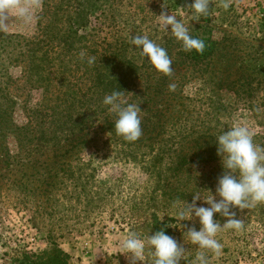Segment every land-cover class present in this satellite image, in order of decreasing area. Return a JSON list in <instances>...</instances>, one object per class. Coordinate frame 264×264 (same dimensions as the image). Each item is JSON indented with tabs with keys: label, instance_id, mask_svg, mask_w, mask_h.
Returning a JSON list of instances; mask_svg holds the SVG:
<instances>
[{
	"label": "rangeland",
	"instance_id": "1",
	"mask_svg": "<svg viewBox=\"0 0 264 264\" xmlns=\"http://www.w3.org/2000/svg\"><path fill=\"white\" fill-rule=\"evenodd\" d=\"M88 1L91 0H39L40 7L32 9L30 23L21 20L15 8L0 10V68L13 78L9 92L18 102L15 120L19 124L30 121L49 127L53 122L47 115L54 110L58 96H62L57 78L62 65L54 61V66H44L45 70H40L36 76L30 70L32 55L29 50L36 48L41 40H49L45 30L50 23L65 30L68 16L72 14L73 17L79 9L78 4ZM97 1L99 10L91 14L90 26L80 31L82 35L85 32L84 44L87 46L92 44L94 25L99 20L97 15L103 16L101 31L96 34L99 41L103 37L112 40L113 36L121 35L120 31L125 30L123 36L146 35L159 44L171 35V28L169 26L165 32L157 16L162 11L176 13L181 11L179 7L191 3V0ZM31 2L19 0L21 5ZM224 2L211 0V14L207 18L189 21L192 17H185L190 24V33L197 26L208 27L211 32L202 33L204 36L220 39L225 33L264 47V0H229L228 9L222 6ZM55 13L57 16L53 17ZM101 13L105 15L101 16ZM130 17L131 26L123 24ZM54 20L57 22L52 23ZM8 36L19 38L18 47L22 53L13 65L9 64L10 57L2 49L5 45L3 39ZM56 46L52 45L54 51ZM239 47L244 46L240 44ZM84 50L81 58H85ZM38 57H41L40 51ZM65 60L73 61L68 71L70 84L83 85V72H76L74 67L75 54ZM39 78H47L46 84L41 85ZM194 88L188 86L185 93L194 97ZM225 99L234 108L228 119H223L226 131L234 125H246L253 134L254 143L264 148V96L254 105V110L243 106L232 94H226ZM193 106L198 108L199 103ZM105 142V136L95 135L82 155L84 165L76 171L74 178L83 184V188H73V184L68 182L67 190L55 192L49 202L45 201L47 196L44 195L39 204L37 201L34 204L22 201L17 191L8 189L6 180L1 182L0 264H25V253L41 254L51 244L68 255L69 264H132L131 254L125 253L121 246L126 235L136 232L146 238L165 228L166 224H169L166 234L187 249L181 264H193L202 250L187 238L184 233L187 228L181 227L176 212L185 201L191 202L194 192H199L202 198L210 196V191L215 195L218 177L223 174L221 163L213 169H194L190 178L187 173L173 177L167 168V159L159 169L151 171L150 159L129 161L116 153L114 147L106 146ZM194 168H199V165ZM206 173L209 174L202 176ZM197 204L209 206L203 200ZM233 211L244 226L239 231L226 229L218 233L222 251L219 256L207 253L210 264H264V203ZM214 218L221 224L226 219L219 214H215ZM181 223L197 229L200 227L198 218ZM145 261H137L136 264H152L151 249L147 247Z\"/></svg>",
	"mask_w": 264,
	"mask_h": 264
},
{
	"label": "trees",
	"instance_id": "2",
	"mask_svg": "<svg viewBox=\"0 0 264 264\" xmlns=\"http://www.w3.org/2000/svg\"><path fill=\"white\" fill-rule=\"evenodd\" d=\"M97 3L78 4L73 17L68 16L65 30L50 23L45 30L49 40H41L29 50L30 70L36 76L44 66H54V61L62 65L57 76L62 96L47 115L53 119L49 127L15 120L18 102L9 92L13 78L0 68V191L1 182L6 180L8 189L17 191L20 199L30 204H39L42 195L47 196L46 202L51 201L55 192L67 190L68 182L73 188H83L74 177L82 169V155L95 135L105 136V145L114 147L122 158L134 162L150 159L151 171L167 159L173 177L187 173L190 178L194 169L217 168L221 163L217 137L226 131L223 119L234 110L225 95L232 94L248 109L264 96V47L225 33L220 39L207 37L203 34H209V28L197 26L190 34L204 41L202 54L185 51L172 35L159 43L173 61V73L166 76L141 56L131 42L132 35L123 36L125 30L112 40L103 37L99 41L96 34L101 31L104 13L96 17L92 44H84L85 32L82 35L80 31L90 26L91 14L99 10ZM131 23V17L123 22ZM3 40V52L13 65L22 55L19 38ZM53 44L58 45L55 51ZM82 49L85 58H81ZM72 54L76 72H83V85L70 84L68 71L73 61L65 58ZM92 57L95 62L89 64ZM46 81L39 78L41 85ZM170 85H175L174 89ZM190 85L195 87L194 97L185 93ZM113 91L123 92L128 103L140 104L142 135L135 142L116 134V116L103 104L104 97ZM196 102L198 108L193 106ZM66 107L70 110L65 111ZM24 257L25 264H69L68 255L55 244L41 254L25 253Z\"/></svg>",
	"mask_w": 264,
	"mask_h": 264
},
{
	"label": "clouds",
	"instance_id": "3",
	"mask_svg": "<svg viewBox=\"0 0 264 264\" xmlns=\"http://www.w3.org/2000/svg\"><path fill=\"white\" fill-rule=\"evenodd\" d=\"M211 0H191L181 11L170 14L162 11L158 23L166 32L171 28V35L183 45L185 51L195 50L203 53L205 43L203 40L190 34L189 21L207 18L211 14ZM224 9L230 7L229 0L222 5ZM40 7L39 0L21 5L19 0H0V10L15 8L21 20L30 23L33 19L32 9ZM191 16L192 20L185 21ZM179 17V19H178ZM132 44L140 49L142 57H146L154 68L166 76L173 73V61L165 48L146 35L132 37ZM95 58H89L88 63L93 64ZM174 89L175 85H170ZM103 104L116 116V134L126 141L135 142L142 135L140 104L128 103L121 91H113L103 99ZM217 155L221 158L223 174L218 177L215 195L202 198L199 192H194L191 202L185 201L176 212V216L190 242L197 245L200 251L193 264H210L208 252L219 256L222 244L217 239L219 232L232 229L239 231L243 228V221L236 218L235 208L247 209L264 203V148L254 143L253 134L246 125H234L217 137ZM196 167V165H194ZM219 199H216V197ZM203 200L208 207L198 206L197 202ZM215 214L226 218L223 224L215 219ZM198 218L200 227H188L183 221ZM165 225L152 235L142 238L136 232H129L122 240L121 246L125 253L131 254L132 264L145 261L146 247L151 249L152 264H181L185 259L187 249L173 236L166 234ZM184 240V237H183Z\"/></svg>",
	"mask_w": 264,
	"mask_h": 264
}]
</instances>
